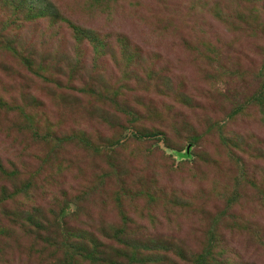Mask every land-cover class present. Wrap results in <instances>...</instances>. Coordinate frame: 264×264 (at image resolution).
<instances>
[{"label":"rangeland","instance_id":"1","mask_svg":"<svg viewBox=\"0 0 264 264\" xmlns=\"http://www.w3.org/2000/svg\"><path fill=\"white\" fill-rule=\"evenodd\" d=\"M205 253L264 264V0H0V264Z\"/></svg>","mask_w":264,"mask_h":264},{"label":"trees","instance_id":"2","mask_svg":"<svg viewBox=\"0 0 264 264\" xmlns=\"http://www.w3.org/2000/svg\"><path fill=\"white\" fill-rule=\"evenodd\" d=\"M53 8L54 7V10H57V6L53 3V2H49L47 5H46V7H45V9L46 10H49V8ZM53 14H54V12H53ZM52 14V15H53ZM56 15H57V13H56ZM74 31H75V34L80 38V41L82 42V43H84L85 42V40H87V42H89V43H92V44H99V43H101L100 42V40H99V37L96 35V33H95V31L93 30V29H90V28H86V27H80V26H78V25H75L74 26ZM95 45V48L97 49L98 47ZM25 64L28 66L29 64H28V62L26 61L25 62ZM29 67V66H28ZM38 76H40L41 77V73L40 72H35ZM128 113H131L130 111H128ZM133 134L137 137V138H139V139H142V138H145V137H154V136H158L160 133L159 132H146V133H140V134H138L137 132H133ZM190 149H191V146H188V148H187V151L186 152H183L182 153V156L185 158V157H187V158H189L190 156H191V152H190ZM212 238L214 237V234L212 233ZM211 251V250H210ZM206 254L207 253H205L202 257H201V259H200V261H202V264H204L205 263V259H206Z\"/></svg>","mask_w":264,"mask_h":264}]
</instances>
